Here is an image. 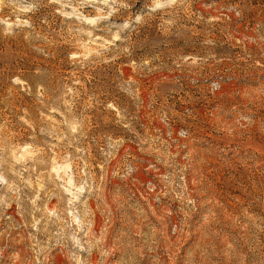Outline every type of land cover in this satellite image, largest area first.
<instances>
[{
  "label": "rangeland",
  "instance_id": "obj_1",
  "mask_svg": "<svg viewBox=\"0 0 264 264\" xmlns=\"http://www.w3.org/2000/svg\"><path fill=\"white\" fill-rule=\"evenodd\" d=\"M0 264H264V0H0Z\"/></svg>",
  "mask_w": 264,
  "mask_h": 264
}]
</instances>
